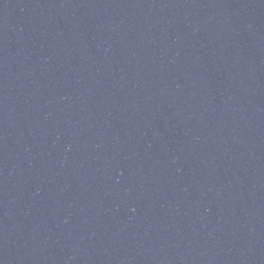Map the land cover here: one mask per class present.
Returning a JSON list of instances; mask_svg holds the SVG:
<instances>
[{
  "label": "water",
  "instance_id": "obj_1",
  "mask_svg": "<svg viewBox=\"0 0 264 264\" xmlns=\"http://www.w3.org/2000/svg\"><path fill=\"white\" fill-rule=\"evenodd\" d=\"M0 264H264V0H0Z\"/></svg>",
  "mask_w": 264,
  "mask_h": 264
}]
</instances>
